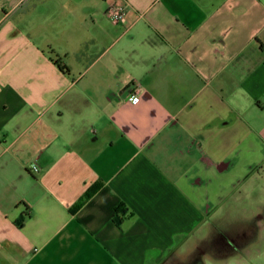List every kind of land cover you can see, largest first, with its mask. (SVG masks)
Returning <instances> with one entry per match:
<instances>
[{
  "label": "crops",
  "instance_id": "1",
  "mask_svg": "<svg viewBox=\"0 0 264 264\" xmlns=\"http://www.w3.org/2000/svg\"><path fill=\"white\" fill-rule=\"evenodd\" d=\"M201 239L264 264V0H0V264H197L172 259Z\"/></svg>",
  "mask_w": 264,
  "mask_h": 264
},
{
  "label": "rangeland",
  "instance_id": "2",
  "mask_svg": "<svg viewBox=\"0 0 264 264\" xmlns=\"http://www.w3.org/2000/svg\"><path fill=\"white\" fill-rule=\"evenodd\" d=\"M211 236H212V238H211V240H209V243L211 242V247H212V253H213V255L216 257V258H219L220 257V255H218V250L216 249V248H218V246H222V242H220V240H218V239H220V236H216V231L215 230H213V232L211 233ZM198 242H197V252H196V256L195 257H193V256H191V257H189L188 255H187V252H184L183 254H181V255H178V256H176V257H174V260L172 259V263H173V261L175 262V261H178V262H180V263H183L184 261H188V260H190L191 258H192V260L193 259H198V258H200V256H198V252H201V250H202V248L205 246V247H207L208 246V240H203V239H201V240H197ZM201 254H203V253H201ZM203 256L204 255H202V258H203ZM176 259V260H175ZM204 259V258H203ZM230 264H233V262L231 261L230 262Z\"/></svg>",
  "mask_w": 264,
  "mask_h": 264
},
{
  "label": "trees",
  "instance_id": "3",
  "mask_svg": "<svg viewBox=\"0 0 264 264\" xmlns=\"http://www.w3.org/2000/svg\"><path fill=\"white\" fill-rule=\"evenodd\" d=\"M55 63L62 69V70H67V65L66 64H64V63H62L61 61H60V59L59 58H57L56 60H55ZM97 187H98V184H95V185H92L88 190H87V196H89L90 194H92L96 189H97ZM82 204V200H80V201H78L72 208H71V210H75V209H77L80 205ZM123 211V212H125V210H124V208L122 207V206H119L118 208H117V212H116V215H115V219L118 221V222H120L121 221V217H119V212L120 211ZM218 240H220V242H222V243H224V240H222V239H218ZM196 263L197 264H202L203 263V260L200 258L199 260H197L196 261Z\"/></svg>",
  "mask_w": 264,
  "mask_h": 264
},
{
  "label": "built area",
  "instance_id": "4",
  "mask_svg": "<svg viewBox=\"0 0 264 264\" xmlns=\"http://www.w3.org/2000/svg\"><path fill=\"white\" fill-rule=\"evenodd\" d=\"M115 8V7H114ZM125 15V9L122 6H118V8H116L115 12L113 13V18L117 21L123 19ZM142 91V87L140 85H137L134 89V92L129 96V100L130 101H135L138 99L139 94ZM34 169H37L36 166H33Z\"/></svg>",
  "mask_w": 264,
  "mask_h": 264
}]
</instances>
